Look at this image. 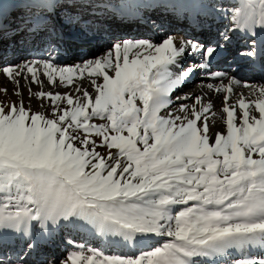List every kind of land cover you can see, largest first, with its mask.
<instances>
[{
	"label": "snow or ice",
	"instance_id": "6c2138e0",
	"mask_svg": "<svg viewBox=\"0 0 264 264\" xmlns=\"http://www.w3.org/2000/svg\"><path fill=\"white\" fill-rule=\"evenodd\" d=\"M14 2L23 5L22 15L9 13L0 0V60H5L2 71L11 81L19 85L30 74L31 84L43 85L42 72L52 86L59 80L68 87L86 72L102 76L103 84L91 81L94 99L86 90L83 98L36 93L52 101V119L31 113L22 100L8 111L0 104V264H216L212 258L229 250L236 255L232 264H264V258L251 255L254 249L264 250V86L238 76H231L226 86L209 85L229 94L222 109L227 134L218 133L214 144L209 142L207 116L203 129L197 126L201 115L211 112L210 102L199 112L194 104L193 119L160 115L171 105L172 93L193 74L225 78L212 69L234 40L243 42L237 55L248 66L264 65V0H240L231 10L206 0H168L162 6H170L177 19L194 20V27L211 31L215 14L229 23L208 41L190 37L177 44L167 34L159 43L112 42L104 55L66 67L57 61L65 30L87 35L93 23L104 22L103 10L123 22L139 5L125 0ZM147 23L157 25L155 19ZM29 37L42 42L47 58L7 62L3 43ZM233 84L251 87L256 95L248 100L241 94L240 125L235 121L237 105H228ZM202 100L195 97L196 104ZM65 102L69 108L61 109ZM187 108L180 105V111ZM252 108L259 118L250 114ZM93 118L108 123L93 124ZM93 136L110 150L107 158L96 151ZM65 229L110 238L133 254L91 248V255H85L86 245L75 240L67 242L77 250L61 259L45 254L48 243ZM156 238L167 239L145 250Z\"/></svg>",
	"mask_w": 264,
	"mask_h": 264
},
{
	"label": "bare ground",
	"instance_id": "6f19581e",
	"mask_svg": "<svg viewBox=\"0 0 264 264\" xmlns=\"http://www.w3.org/2000/svg\"><path fill=\"white\" fill-rule=\"evenodd\" d=\"M213 2H221L224 7L225 6H231V7L237 6V3L233 0H213ZM154 9H158V7L154 8ZM148 11L151 13V15H153V19H155L157 21V25H159L158 27H160L161 22L159 23V20H160L159 17L162 16V13L161 14L160 13H154L155 11H153V9L148 10ZM151 11H153V12H151ZM130 17L133 18L135 21L140 18L138 15H129L127 17V19L125 20V22H127L130 19ZM164 19H166V17ZM170 19H171V21L169 20V26L167 28V31H170L172 29L177 30V33H179L180 35L179 34L175 35V36L173 35V39L177 44H179V42L181 40H186L185 37L187 39L190 37H198L201 41H207L210 39H214L215 33L218 30H220L223 25H227L229 23L225 19L217 20L215 23L212 22L211 31L205 30V31H203V34H201L199 32L202 29L194 27L193 26L194 21H192L190 23L188 19H185V21H183L182 19H177L175 16L171 17ZM173 19L175 20V22H178V23L184 22V23L178 25V23L172 22ZM214 20H215V17H214ZM142 21H143L144 25H146V26L148 25L144 20H142ZM206 23H202V24H206ZM187 24H190L192 26V28L190 29L189 32H185L183 30V28ZM100 27L101 26H98L95 23H93L92 29L95 32H97L96 36H92L95 39L94 43H90L89 42L90 40L87 42L85 39H83L81 32L69 30V32L74 34V36L76 35V38L74 37L72 40H68L67 38L69 35L66 36V33H65L63 38L67 39V41H70V42L66 43L65 45L63 44V48H61L62 49V55L60 58L57 57L58 64L63 62L62 67L71 66V64L73 66H77L78 63L81 65L86 60L102 56L105 54V52L109 46L108 44L110 43V41L122 42L123 40H126V39H132V40L146 39V40H150L154 43H159V41L161 40V36H155L150 31H144L143 29L133 27L132 29H130V31H126V32H125V30H122V31L119 30L118 32L111 31L109 34L110 38L107 40L105 39L106 40L105 43L99 45L98 41L102 40V37L105 34V30H102V28H100ZM170 32L175 34L172 31H170ZM153 33H155V32H153ZM77 34H80V38L82 40L77 38V36H78ZM127 34H129V35H127ZM161 35H163V33H161ZM30 40H32V39H30ZM28 41H29L28 39H27V41H25V39L21 38L18 40V42H15L16 43L15 45L9 46V47L13 48L11 50H13L14 53L13 54L7 53L6 61L10 63L13 61L20 62V61H24V60L42 59L43 57L47 58V56H45V55H47L48 53L43 50L41 41L38 40L35 43H33V42L28 43ZM87 46H89V48L85 50V48ZM243 47L244 46H243L242 41L234 40L230 46V50H236L237 52H239V51L243 50ZM32 50H35V51H32ZM41 50L44 52H42ZM8 51H10V50H8ZM4 63H5V60H0V82H4L5 80L8 79L6 74L2 71V65ZM250 68H252V67H250ZM212 71L221 72V69H219L218 66L215 65L213 67ZM109 73L113 74V72H111V71H109ZM223 73H225L226 76H225V78H223V80H220V79H209L206 76H204L202 74V72H198L195 77L186 81V83L182 89L177 90L174 93H172L171 105H169L168 108L162 109L161 112L165 111L166 109H169L170 107H172L175 104L179 105V104L183 103V104L188 105V108H189L188 115L195 118L193 115V112H192V106L195 104L196 111L199 112L203 105H207L210 102L212 105L211 112L206 113V114H202L201 119L205 120V116H207V122H208V133L207 134L209 136V142L211 144H214L216 136L218 133L224 134V135L227 134V124H226L227 115H226V113H224L222 111L223 107L226 106L224 103V100H225V96L227 93H225L223 91H220V92L214 91L213 88L209 87V85H212L214 87H219L221 85V83L225 86L228 85L229 83H231L230 77L227 75L226 70H224ZM28 75H30V74H28ZM4 76H6L5 79H4ZM234 76H238L241 79V81H248V82H250V84L256 85L257 87L264 86V65H262L261 63H258V65L256 67H254L253 69H251L249 71H239ZM198 79H200V80H198ZM97 81L98 82L101 81L100 77H97ZM232 87H233V92L230 94V99L228 100V105H234L233 103H235L234 102L236 100L235 98L238 97V99H240L241 94H243V96L246 97L247 99H249L251 96L255 95V94H252L251 87H244L243 84H236V85L233 84ZM91 89H92L91 87H88V90H91ZM236 93H238V95ZM185 96H187L189 98L185 99L184 98ZM196 96H202L203 97V100L199 104L195 103V97ZM176 97H180V99L177 100ZM136 104L141 105L142 103L140 100L137 99ZM235 105H237L236 113L237 114L240 113V115L242 116V114H241L242 112L239 109L238 104L236 103ZM251 112H252V115H254V114H255V116L259 115L258 111L255 110L254 108L251 109ZM258 118H259V116H258ZM238 120H240V119H238ZM198 122H200V121H198ZM198 125H199V123H198ZM254 159H255V157H254ZM65 249L67 250V248H65ZM228 253H231V255L228 256L229 259L230 258H236L235 253H234V255H232L231 251H229ZM257 254L262 255L264 257V250L259 249L257 251ZM222 261H223V259H222Z\"/></svg>",
	"mask_w": 264,
	"mask_h": 264
},
{
	"label": "rangeland",
	"instance_id": "374dc122",
	"mask_svg": "<svg viewBox=\"0 0 264 264\" xmlns=\"http://www.w3.org/2000/svg\"><path fill=\"white\" fill-rule=\"evenodd\" d=\"M149 1H150L149 2L150 3L149 4V6H150L149 10L153 9V11H155L154 13H160L158 9H154V8H156L155 7L156 4H159L160 2L164 3L165 0H149ZM206 1L208 2V1H213V0H206ZM233 1H235V0H233ZM12 2H13L12 0H5L4 7L5 8L11 7L9 5H11ZM120 2H121V0H113L114 4H119ZM5 5H7L8 7H6ZM12 7H14V6H12ZM231 9L232 8H230V10ZM153 11H151V12H153ZM171 17H173V15L170 14V16L166 17V18H169V20L171 21V19H170ZM142 20L143 19L139 18L138 20L135 21L133 18L130 17V19L127 22H125V20H124L122 23L121 20L114 18V16L111 19L104 17V22H103L104 24L103 23H95L96 25L101 26L100 28H102V30H105V34L103 35L102 40L98 41V44L101 45V44L105 43V41L110 38L109 34L111 31L118 32L119 30L120 31L125 30V32H126V31H130V29H132L133 27L143 29L144 31H150L153 35L161 36V38H162V36L167 35V34H171L172 36L179 34V33H177V30H173V29L170 30L169 29L170 31L174 32L175 34L171 33L170 31H167V28L169 26V20L168 19H164L163 21H161V20L159 21V23L161 22V25H163L162 29H161V27H158L159 25H156V26L151 25V29H150L148 25L147 26L144 25ZM167 20H168V22H166ZM182 20L185 21V19H182ZM172 22L178 23V22H175L174 19L172 20ZM183 23L184 22L178 23V25L183 24ZM151 30L153 32H155L156 34L153 33ZM203 31H205V30H201L199 33L203 34ZM65 33H66V36L69 35L67 38L68 40H72L74 37L76 38V35L74 36V34L70 33L69 30H65ZM161 33H163V35H161ZM77 35H78L77 38L82 40L80 38V34H77ZM127 35H129V34H127ZM30 39H31V37L28 38V40H29L28 43L32 42V40H30ZM67 39H65L63 37L61 38V41L63 42L64 45L66 43L70 42V41H67ZM185 39H187V38L185 37ZM86 41L88 42L89 40H86ZM110 43H112V41H110ZM15 44L16 43H9L8 41H5V43H3L2 46L7 48V53L13 54L14 52H13V50H11L13 48H11L9 46H13ZM88 48H89V46H87L85 48V50ZM8 50H10V51H8ZM32 51H35V50H32ZM133 51L135 52L136 50L134 49ZM42 52H44V51H42ZM45 56H48V54ZM43 58H45V57H43ZM132 58L133 57L130 54L129 59L131 60ZM141 58H143V57H141ZM58 65L62 67L63 62L58 64ZM77 65H80V64L78 63ZM71 66H73V65L71 64ZM38 75H40V79L44 82L43 85L31 84V75H28L27 80L21 78L19 80V85H17L13 81H11L9 78L7 80H5L4 82H0V104H3L5 106V111H8L13 103H15L17 106H19L20 102L22 100L24 107L27 110H30L31 113H37V112L43 113L46 117L52 119V118H55L52 114L53 113L52 101L49 99H41L38 96H36V93H38L40 91H44V92L60 93L62 95L63 94H71L74 98H76V97L83 98L84 91L86 90L94 99L97 93H96V89L93 86V84L91 83V81L95 80L97 84H103L102 76L100 77L101 81L98 82L97 77L90 76L86 72L84 73L83 79L76 78L74 80V82L68 87H64L63 85H60L59 80H57L56 86H52L51 84L48 83L46 76L42 72L38 73ZM74 75H76V74L74 73ZM109 75L114 76V73L113 74L109 73ZM5 78H6V76H4V79ZM198 80H200V79H198ZM88 87H91L92 89L88 90ZM77 88L80 89L79 92H77ZM5 89H7V92L4 91ZM18 91L21 92L22 95H16L15 93ZM236 94L238 95V93H236ZM235 99H236L234 101L235 103H233L234 105L236 103L238 104V101H239L238 97H236ZM255 99H256V95H253L248 100H255ZM181 104H183V103H181ZM181 104L173 105L169 109H166L165 111L161 112L160 115L167 116L170 112L173 117H175V116L184 117L185 115H187V117L189 119H193V117L188 115L189 108H187L186 112L180 111V105ZM141 105H137V106H141ZM184 105H187V104H184ZM60 108L65 109V108H69V106L65 102V103L60 104ZM251 115H252V112H251ZM256 117L258 118V115H256ZM238 119H240L241 121ZM235 121H236L237 125L241 124L242 116L240 115V113L235 114ZM203 122H205V120H203V119H201L200 122H198L199 123V125L197 124L198 128L203 129V127H204ZM91 123L99 125V124H107L108 121L101 120L99 118H93ZM177 123H179V121ZM124 134L127 135L126 132ZM78 135H80L82 137L84 135L83 131L79 132ZM92 138L96 141V144L98 145V147L96 148V151H98L102 156L107 158L110 150L105 146H99V145H101V138L95 137V136H93ZM75 145L77 147L81 146L79 140H77L75 142ZM89 147H91V145H89ZM116 151H117L116 149H111V152L113 154H115ZM254 157L256 159V158H258V155H253V158ZM111 239H114V238H111ZM165 239H167V238H156V240L150 241L147 245L144 246L145 250H147L148 247L153 246L157 242H163ZM69 240H75L78 244L86 245L85 252H84L85 255H91V252L88 251V249H91V248H99V249L104 250L105 252H110L112 254H119V253H123L126 255L133 254L132 251H130L128 248H125L119 244L111 243L110 238H107V237L98 238V237L93 236L91 234L79 232V231L71 230V229H65L61 233H58L54 237V239L52 240V242L53 241L54 242L52 244H51V241L48 243V246L44 249V253L47 255H53L57 259H61V258L65 257L69 252L77 250V249L73 248L72 244L67 242ZM65 248H67V250ZM258 250H259V248L254 249L252 251L251 255L253 257L259 256V258L260 257L264 258L262 255L257 254ZM229 251H231L232 255H234L233 250H229ZM229 255H231V253H226V255H224L223 257L212 258V259L216 261V264H232V260L235 258L229 259V257H228ZM222 259H223V261H222Z\"/></svg>",
	"mask_w": 264,
	"mask_h": 264
},
{
	"label": "trees",
	"instance_id": "16d2710c",
	"mask_svg": "<svg viewBox=\"0 0 264 264\" xmlns=\"http://www.w3.org/2000/svg\"><path fill=\"white\" fill-rule=\"evenodd\" d=\"M13 1H14V0H13ZM14 4H15V6H17V7H23V5H22V4L15 3V2H14Z\"/></svg>",
	"mask_w": 264,
	"mask_h": 264
}]
</instances>
